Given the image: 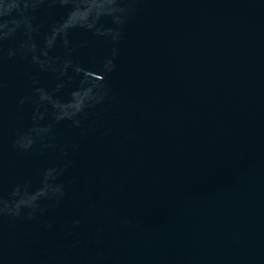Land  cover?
<instances>
[{
    "label": "water",
    "instance_id": "obj_1",
    "mask_svg": "<svg viewBox=\"0 0 264 264\" xmlns=\"http://www.w3.org/2000/svg\"><path fill=\"white\" fill-rule=\"evenodd\" d=\"M0 264H264V0H0Z\"/></svg>",
    "mask_w": 264,
    "mask_h": 264
},
{
    "label": "clouds",
    "instance_id": "obj_2",
    "mask_svg": "<svg viewBox=\"0 0 264 264\" xmlns=\"http://www.w3.org/2000/svg\"><path fill=\"white\" fill-rule=\"evenodd\" d=\"M13 6H14V5H13ZM115 11H123V9H116V8H115Z\"/></svg>",
    "mask_w": 264,
    "mask_h": 264
}]
</instances>
